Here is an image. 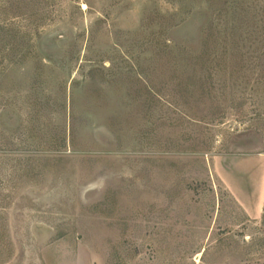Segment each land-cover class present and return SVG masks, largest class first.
<instances>
[{"label":"rangeland","instance_id":"1","mask_svg":"<svg viewBox=\"0 0 264 264\" xmlns=\"http://www.w3.org/2000/svg\"><path fill=\"white\" fill-rule=\"evenodd\" d=\"M0 264H264V0H0Z\"/></svg>","mask_w":264,"mask_h":264}]
</instances>
